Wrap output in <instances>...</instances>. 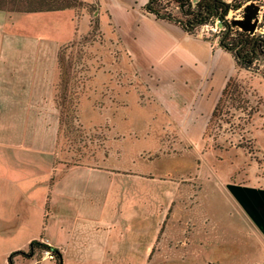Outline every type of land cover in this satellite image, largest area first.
<instances>
[{"label":"rangeland","instance_id":"374dc122","mask_svg":"<svg viewBox=\"0 0 264 264\" xmlns=\"http://www.w3.org/2000/svg\"><path fill=\"white\" fill-rule=\"evenodd\" d=\"M51 4H67L75 22L74 37L58 44L54 60L49 54L13 53L17 46L47 44H35L27 19L8 17L9 9L26 7V2L0 0V60L9 63L0 67V75L50 85L58 117L57 152L67 163L147 171L144 191L129 186L127 192L130 197L143 191L146 201H157V195L165 200L160 201L159 238L151 244L150 261L264 264V51H257L248 67L236 63L229 90L205 126L195 118L189 125L191 114L159 102L138 77L98 0H47L43 5ZM231 9L229 14L236 8ZM228 33L224 41L230 43L237 28ZM20 56L40 69L18 70ZM155 183L169 184L171 193L152 187ZM170 194L172 202H166ZM127 205L130 212L134 203ZM147 208L142 206L127 225L143 232V245L156 218L146 216ZM36 255L42 257V251ZM125 256L127 262L133 253L127 250ZM5 263L0 256V264Z\"/></svg>","mask_w":264,"mask_h":264},{"label":"crops","instance_id":"0c3cea01","mask_svg":"<svg viewBox=\"0 0 264 264\" xmlns=\"http://www.w3.org/2000/svg\"><path fill=\"white\" fill-rule=\"evenodd\" d=\"M98 1L130 64L154 97L167 106L175 104L176 111L191 114L189 125L195 118L205 126L226 80L237 71L233 54L185 32L177 23L145 12L146 0ZM8 11L9 18L27 19L26 29L35 44H47L30 49L17 46L13 53L18 55L49 54L54 60L58 44L75 35V22L67 8ZM16 61L18 70L40 69L35 63L29 67L21 56ZM0 67L8 68V60L1 59ZM25 85L33 87L24 92ZM54 105L48 83L25 84L18 77L9 81L0 75V256L7 259L9 253L26 249L35 239L58 249L62 264H156L150 261V247L159 238L160 201L165 200L160 195L157 201L145 200L143 175L147 171L67 163L57 152ZM129 186L143 191L129 197ZM159 186L171 193L169 184L152 185ZM172 197L167 196L166 202H172ZM129 200L134 203L130 212ZM145 204L146 216L155 214L156 218L154 231L151 218L143 245V232L132 231L127 225ZM127 250L133 257L126 262ZM36 254L30 258L15 255L12 262L54 264Z\"/></svg>","mask_w":264,"mask_h":264},{"label":"trees","instance_id":"16d2710c","mask_svg":"<svg viewBox=\"0 0 264 264\" xmlns=\"http://www.w3.org/2000/svg\"><path fill=\"white\" fill-rule=\"evenodd\" d=\"M28 4L26 7H16L11 8L20 11H40V10H59L68 7L67 4H51L43 5L44 1L47 0H22ZM51 1V0H50ZM233 1V2H232ZM238 1L237 3H235ZM247 0H146L144 4V11L151 14L157 19H166L170 22L177 23L184 29L185 32L192 34L194 28L199 24L207 22V20L212 16H217L222 18L229 9L234 5L237 8L240 4ZM228 28H232L229 23H227ZM238 34L234 37L233 41L227 43L224 38L229 34L224 33L223 37L220 39V46L226 50L232 52L236 63L240 64L242 67L250 66L251 62L256 55V52L263 53L264 51V35L263 34H253L250 35L249 32L243 30H237ZM228 33V34H227ZM230 78L227 79L222 92L219 96L213 111H211V116H213L218 110L219 103L224 94L229 90L231 85ZM50 248L54 253V264H62L61 252L54 248L46 245V243L39 240H31L26 249L12 251L7 256V261L9 264H13L12 258L15 255H20L21 257H31L34 254L40 252L43 248Z\"/></svg>","mask_w":264,"mask_h":264},{"label":"built area","instance_id":"2783aa9c","mask_svg":"<svg viewBox=\"0 0 264 264\" xmlns=\"http://www.w3.org/2000/svg\"><path fill=\"white\" fill-rule=\"evenodd\" d=\"M249 1H245L240 4L232 13L229 12L232 9L223 15L222 18L217 16L210 17L207 22L203 24H199L196 28H194L193 35H197L200 38L206 39L212 42L214 45L217 46L220 44L219 41L223 37L224 33L228 28H225L224 23L227 22L231 25L232 28H237V30H241L239 27L235 26L232 21L233 20H240L243 16L244 7ZM258 5L257 13H255L256 18V28L253 30L252 33L249 32L250 35L253 34H263L264 35V2L259 1H252ZM42 257L47 260H53L54 253L50 248H43L42 250Z\"/></svg>","mask_w":264,"mask_h":264},{"label":"water","instance_id":"95a60500","mask_svg":"<svg viewBox=\"0 0 264 264\" xmlns=\"http://www.w3.org/2000/svg\"><path fill=\"white\" fill-rule=\"evenodd\" d=\"M258 5L249 1L245 7L243 16L240 20H233L232 23L243 31L252 33L256 28L255 13H257Z\"/></svg>","mask_w":264,"mask_h":264}]
</instances>
